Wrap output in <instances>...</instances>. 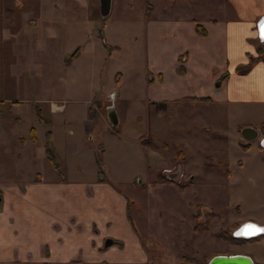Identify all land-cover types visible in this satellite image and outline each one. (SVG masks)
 Segmentation results:
<instances>
[{
    "label": "crops",
    "instance_id": "crops-1",
    "mask_svg": "<svg viewBox=\"0 0 264 264\" xmlns=\"http://www.w3.org/2000/svg\"><path fill=\"white\" fill-rule=\"evenodd\" d=\"M147 1L152 10L146 17V110L136 120L146 123L150 134L139 133L128 142L135 161L123 178L108 168L125 148L118 92L109 94L99 78L100 99L88 100L84 108H68L65 99L56 97L61 86L80 91L75 87L80 60L92 46L88 3L0 0V264H148V249L132 213V203L139 202L122 189L134 188L138 175L144 184V172L152 167L146 157L163 160L165 153H175L177 158L165 163L153 184L179 196L199 180L196 163L221 186L244 184L252 166H261L264 40L259 28L264 0ZM45 60L64 66L62 76L58 66L54 71ZM250 63L247 72L238 71ZM44 71L48 75L40 95L22 96L28 91L22 81L40 79ZM99 126L104 133L97 150L72 144L74 127L80 138ZM246 127L257 129L259 136L245 139ZM49 134L60 170L47 157ZM201 146L212 150L201 151ZM206 156L218 164L207 168ZM191 204L200 203L189 202L190 209ZM237 212L230 228L221 230L234 235L246 222L264 225L259 218L243 216L239 207ZM107 239L112 241L108 245ZM257 244H264V236L232 245ZM219 254H246L264 264V249Z\"/></svg>",
    "mask_w": 264,
    "mask_h": 264
},
{
    "label": "rangeland",
    "instance_id": "rangeland-1",
    "mask_svg": "<svg viewBox=\"0 0 264 264\" xmlns=\"http://www.w3.org/2000/svg\"><path fill=\"white\" fill-rule=\"evenodd\" d=\"M85 1L92 16V46L85 49L80 60V72L77 73L75 84V87H80V91H64L61 86L56 97L60 102L65 99L68 108L74 105L84 108L88 100L100 99L99 78L109 94L118 92L116 104L122 118L119 131L126 137L125 148L120 149L117 156L108 162V168L118 170L124 178L127 169L132 168L135 161L128 142L139 133L145 132L147 136L150 134L147 124H141L136 120V115L146 110L142 99L147 97L148 82L145 14L147 0H112L111 11L106 17L101 15L100 0ZM96 41L100 44L97 45ZM110 46L119 48L111 52ZM44 64L49 67L52 65L54 71L59 68L62 76L64 66L46 60ZM118 72L122 74L119 85L115 82ZM43 75L40 79L30 77L27 83L22 81L28 89L22 96L25 98L39 96L48 74L44 71ZM102 133L103 126H99L97 132L91 131L79 138L80 132L74 127V135L70 140L73 145L77 144V148L82 142L84 147L97 150L98 145L102 144L100 141L103 138ZM89 135L94 136L93 141L88 139ZM200 148L204 152L212 150L206 146ZM164 155L163 160L146 157L147 163L149 162L152 167L144 172V184L140 185L139 179L142 178L138 175L134 188L128 185L122 187L132 202L135 200L139 202V205L132 203V213L143 237L142 242L148 249L150 257L148 264H186L184 256L195 258L197 264H205L204 255L212 258V255L228 250L264 249V244L241 248L228 244L219 237L220 230H228L238 218V207L243 216L259 218L258 220H263L260 222H264V218L261 217L264 216V152L260 157L261 166H252L245 183L235 186H221L208 180L202 172L201 165L196 163L194 167L199 180L180 196L168 189L154 187L153 181L161 173L165 163L177 158L173 152ZM136 167H139L138 164ZM141 170L142 168H139L140 172ZM189 202L200 204H191L190 209ZM198 205H202L201 208H197ZM197 214H200V217L195 218ZM196 225L200 227L197 231L194 230ZM108 240L110 239H107L106 243ZM133 248L134 244H131L130 251ZM136 256L135 252L131 253V257Z\"/></svg>",
    "mask_w": 264,
    "mask_h": 264
},
{
    "label": "water",
    "instance_id": "water-1",
    "mask_svg": "<svg viewBox=\"0 0 264 264\" xmlns=\"http://www.w3.org/2000/svg\"><path fill=\"white\" fill-rule=\"evenodd\" d=\"M112 0H100V12L103 17L109 15L111 11ZM260 34L264 40V17L260 21ZM113 125H117V120H114ZM243 135L245 139L252 141L259 136V131L254 127H246L243 129ZM261 145L264 147V137L261 141ZM263 225H259L253 222H246L242 224L236 231L235 236L252 238L262 235L264 231ZM112 241L108 240L106 245L110 244ZM194 264V263H191ZM207 264H256L255 261L246 254H219L213 256Z\"/></svg>",
    "mask_w": 264,
    "mask_h": 264
},
{
    "label": "trees",
    "instance_id": "trees-1",
    "mask_svg": "<svg viewBox=\"0 0 264 264\" xmlns=\"http://www.w3.org/2000/svg\"><path fill=\"white\" fill-rule=\"evenodd\" d=\"M145 8H146V17H149L150 14H151V10H152V7H151V4L147 1L146 4H145ZM200 32L202 33H205L202 29L198 28ZM119 47H109L110 51L112 52L114 49H118ZM251 67V63L250 64H245V65H242L238 68V71L240 73H245L247 72ZM119 75V74H118ZM117 75V77H118ZM118 81V79H117ZM261 128L263 129V132H264V123L261 125ZM245 148L248 147L247 145H243ZM46 153H47V157L49 158V160L52 162V164L54 165V167L58 170H60V166H59V163L56 159V156L54 154V151H53V147H52V143H51V136L50 134L48 135L47 137V142H46ZM97 164H98V167H99V173L102 174L103 173V170H102V167H101V162H100V158L97 159ZM218 163L217 162H214L213 161V158L211 156H206L205 157V166L207 168H210L214 165H217ZM222 165H224L225 167L228 166L227 163H221ZM165 180L161 179L160 182H163ZM181 190H184L185 187L184 186H180L179 187ZM202 205H198L197 208H201ZM200 217V214L196 215L195 218H198ZM241 224H237L235 226V229L238 228ZM200 227L198 225H196L194 227V230H199ZM234 229V230H235ZM233 232V231H232ZM232 232H228V231H225V230H220V238L226 242H229V243H232V244H240V243H244V242H248V241H254V240H259L261 239V237H263L264 235H259V236H256V237H252V238H243V237H235L233 235ZM211 257H209L208 255H204V263L207 264L208 263V260L210 259ZM183 259L186 261V264H191V263H196L197 264V261L195 258L193 257H189V256H184ZM258 264V263H256Z\"/></svg>",
    "mask_w": 264,
    "mask_h": 264
},
{
    "label": "built area",
    "instance_id": "built-area-1",
    "mask_svg": "<svg viewBox=\"0 0 264 264\" xmlns=\"http://www.w3.org/2000/svg\"><path fill=\"white\" fill-rule=\"evenodd\" d=\"M264 226V225H263ZM262 235H264V232H263V234ZM234 236H235V234H234ZM235 237H239V236H235Z\"/></svg>",
    "mask_w": 264,
    "mask_h": 264
},
{
    "label": "snow or ice",
    "instance_id": "snow-or-ice-1",
    "mask_svg": "<svg viewBox=\"0 0 264 264\" xmlns=\"http://www.w3.org/2000/svg\"><path fill=\"white\" fill-rule=\"evenodd\" d=\"M261 231H264V229H261Z\"/></svg>",
    "mask_w": 264,
    "mask_h": 264
}]
</instances>
